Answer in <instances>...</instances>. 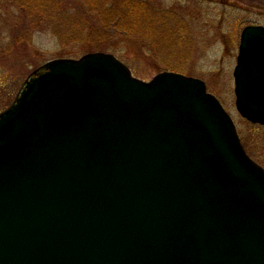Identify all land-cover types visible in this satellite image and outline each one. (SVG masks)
<instances>
[{
	"label": "water",
	"instance_id": "1",
	"mask_svg": "<svg viewBox=\"0 0 264 264\" xmlns=\"http://www.w3.org/2000/svg\"><path fill=\"white\" fill-rule=\"evenodd\" d=\"M233 80L264 126V26ZM0 264H264V168L199 79L49 61L0 113Z\"/></svg>",
	"mask_w": 264,
	"mask_h": 264
},
{
	"label": "rangeland",
	"instance_id": "2",
	"mask_svg": "<svg viewBox=\"0 0 264 264\" xmlns=\"http://www.w3.org/2000/svg\"><path fill=\"white\" fill-rule=\"evenodd\" d=\"M142 1L156 16L153 28L160 34L154 40L117 36L105 41L106 35L96 44L58 38L60 29L79 25L74 18L87 11L81 0H0V112L27 76L48 61L109 53L141 81L161 72L204 81L231 116L248 155L264 168V126L238 114L233 82L240 34L247 26H264V0ZM88 18L91 27L98 26L93 15Z\"/></svg>",
	"mask_w": 264,
	"mask_h": 264
},
{
	"label": "trees",
	"instance_id": "3",
	"mask_svg": "<svg viewBox=\"0 0 264 264\" xmlns=\"http://www.w3.org/2000/svg\"><path fill=\"white\" fill-rule=\"evenodd\" d=\"M86 8L79 25L70 23L67 28L58 31L61 42L104 43L114 37L128 36L154 40L160 34L156 27L155 13L142 0H81ZM94 16L98 22L97 27H91L89 16ZM154 26V28H153ZM105 35L103 36V33ZM98 33V36L96 34ZM108 38L104 41L107 36ZM154 43V42H153Z\"/></svg>",
	"mask_w": 264,
	"mask_h": 264
}]
</instances>
